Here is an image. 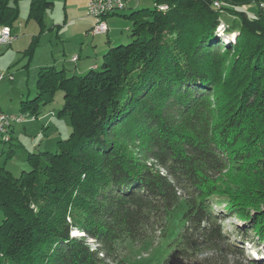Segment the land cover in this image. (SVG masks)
Segmentation results:
<instances>
[{
	"label": "trees",
	"instance_id": "trees-1",
	"mask_svg": "<svg viewBox=\"0 0 264 264\" xmlns=\"http://www.w3.org/2000/svg\"><path fill=\"white\" fill-rule=\"evenodd\" d=\"M20 1L0 0L12 31ZM29 1L43 31L54 3ZM263 1L155 0L96 68H41L22 114L39 118L62 92L71 133L29 153L19 177L0 169V264H125L126 242L166 236L181 202L163 264H264ZM223 14L233 41L218 37ZM229 179L238 192L219 186ZM233 215L248 221L226 227Z\"/></svg>",
	"mask_w": 264,
	"mask_h": 264
},
{
	"label": "rangeland",
	"instance_id": "rangeland-1",
	"mask_svg": "<svg viewBox=\"0 0 264 264\" xmlns=\"http://www.w3.org/2000/svg\"><path fill=\"white\" fill-rule=\"evenodd\" d=\"M54 2L52 12H46L45 17L48 31L53 26V22H59L60 26L51 31L50 35L38 38L37 44L31 49L33 37L38 32V24L29 21L27 28L22 32V41L18 44L0 47V66L5 74V79L0 83V109L11 116L22 114V95L25 100L34 99L36 97V83L38 79L39 69L37 66L45 63L49 52L52 50L60 55L63 49H73L78 47L80 40H84L81 45V62L88 61L100 63L102 57L108 48V41H112L113 45H126L130 42V29L132 22L127 18L133 10L138 9H154L155 0H139L129 5V8L118 12V15L107 17L109 32L107 34L92 36L91 31H81L83 23H79L78 18H86V0H49ZM264 2V1H263ZM25 8L28 9L25 13ZM29 0H22L19 3L20 20L26 23L29 13ZM256 3L249 4L245 10L253 15L258 11ZM67 19L66 25L63 24ZM233 18L229 14H223V26L219 28L218 37L220 40L232 41L236 39V33L232 35H224L223 31L228 28ZM88 23V22H87ZM93 25V23H92ZM89 26V24H85ZM91 26V24H90ZM57 30L59 32H57ZM30 33V37L28 36ZM32 33V34H31ZM34 33V34H33ZM59 33V37L57 34ZM27 34V35H26ZM53 40L52 42H50ZM80 47V46H79ZM69 56V55H68ZM67 57V56H66ZM73 64H67L68 75H72ZM55 101L47 106L41 116L36 121L32 118H26L25 124L15 127L16 131L13 139L7 142L0 140V169L5 168L15 177H19L22 172L30 171L28 164L29 153L58 151V142L69 138L71 133V123L68 117H60L59 111L63 107V94L58 92ZM32 116V115H31ZM35 145V146H34ZM237 179L226 180L221 186L225 191L231 194L238 192L241 186ZM240 186V187H239ZM184 204L175 208L169 218L166 236L158 234L151 235L145 241L138 244L126 242L125 250L121 254V259L125 264H163L166 257L171 253L172 242L179 237L183 228V212ZM252 210V208L250 209ZM2 212L0 211V223L2 222ZM248 220H238V216H231L225 222L226 227L235 224H246ZM82 235V234H80Z\"/></svg>",
	"mask_w": 264,
	"mask_h": 264
},
{
	"label": "built area",
	"instance_id": "built-area-1",
	"mask_svg": "<svg viewBox=\"0 0 264 264\" xmlns=\"http://www.w3.org/2000/svg\"><path fill=\"white\" fill-rule=\"evenodd\" d=\"M139 0H90L87 6V15L93 20V25L91 28V34L94 36L107 34L109 31V26L106 22V17L112 15H117L118 12L126 10L129 5L133 2H138ZM219 6V3H215ZM161 9H166L165 6H161ZM13 31L8 26H2L0 24V46L2 45H12L16 37L13 35ZM78 57L72 59L76 62ZM5 79V74L0 66V83ZM29 114H20L16 116H11L6 113L0 112V140L7 142L11 139V132L16 124H22L26 121ZM34 119L33 117H31ZM1 211V210H0Z\"/></svg>",
	"mask_w": 264,
	"mask_h": 264
},
{
	"label": "crops",
	"instance_id": "crops-1",
	"mask_svg": "<svg viewBox=\"0 0 264 264\" xmlns=\"http://www.w3.org/2000/svg\"><path fill=\"white\" fill-rule=\"evenodd\" d=\"M51 2H53V1H51ZM86 13H87V6H88V3L90 2V0H86ZM54 3V2H53ZM26 6H23V8H24V10H25V13H27V11H28V9L27 8H25ZM29 7H30V1H29ZM28 7V8H29ZM30 9V8H29ZM54 9V8H53ZM53 10H51V11H48V12H52ZM28 15H29V13H28ZM114 16V15H113ZM28 20V19H27ZM26 20V21H27ZM47 21L48 20H46V17H45V15H44V30L43 31H41V28H40V26L38 25V29L36 30L37 32H38V34H36L35 33V35H34V37H33V39L34 38H40L41 36H45V35H50L51 34V31H53L56 27H58V26H60V23L59 22H53V26L50 28V30L48 31L47 29H48V26H49V24H51V23H47ZM79 23H83V29H82V31H81V34H82V36H80V39L83 37V31L84 30H86V31H91V28H92V23H93V20L91 19V18H89L88 17V15L86 16V18L84 17V18H78V20H77ZM66 22H67V19L64 21V23L63 24H65L66 25ZM88 22V23H87ZM106 22H107V17H106ZM29 23V21H27L26 23H24V21L23 20H20V18H19V21H18V23L16 24V26H15V28H14V30H13V35H15V37H16V39H15V41L12 43V45H14V44H18L19 42H21L22 41V36H21V34H22V32L24 33V29L25 28H27V24ZM36 23V22H35ZM36 24H38V23H36ZM85 24L87 25V24H89V26H85ZM90 24H91V26H90ZM57 32H59L58 30H57ZM109 32V31H108ZM32 34V33H31ZM34 34V33H33ZM27 35V34H26ZM28 36L30 37V33H28ZM57 36L59 37V33L57 34ZM92 36H94V35H92ZM98 36V35H97ZM33 41V40H32ZM53 40H51L50 42H52ZM32 43V42H31ZM81 43V44H80ZM84 43V40H80V42H79V46L78 47H75V48H73V49H63L62 50V52H61V54L60 55H56L55 53H54V51H50L49 52V56L46 58V61H45V63H43V65L41 64H39L37 67L39 68L40 67V69H39V71L41 70V68H44V67H51V66H53V67H56V68H58V69H63V68H66V66H67V64H73V71H72V73H74V74H80V75H83V74H85V73H87L90 69H92V68H96L100 63H98L97 61L95 62V63H91V62H88V61H83V62H81V52L83 51V47L81 46L82 44ZM111 43L113 44V42L111 41ZM12 45H2V46H11L12 47ZM1 47V46H0ZM69 55V56H68ZM67 56V57H66ZM78 57V60L76 61V62H73L72 61V59L74 58V57ZM67 69V68H66ZM2 83V82H1ZM23 100H25V96L24 95H22V97H21V101H23ZM0 112H2V113H4L1 109H0ZM7 114V113H6ZM29 116H31V115H29ZM32 117V116H31ZM30 117V118H31ZM28 118V117H27ZM27 121V120H26ZM25 121V122H26ZM32 121H36L35 120V118L34 119H32ZM25 122L24 123H22V124H25ZM21 124H16V125H14V127H13V129H12V132H11V139H13V136H14V134H15V131H16V128L15 127H17V126H20ZM35 146V145H34Z\"/></svg>",
	"mask_w": 264,
	"mask_h": 264
},
{
	"label": "bare ground",
	"instance_id": "bare-ground-1",
	"mask_svg": "<svg viewBox=\"0 0 264 264\" xmlns=\"http://www.w3.org/2000/svg\"><path fill=\"white\" fill-rule=\"evenodd\" d=\"M79 233L78 232H73V235H78Z\"/></svg>",
	"mask_w": 264,
	"mask_h": 264
}]
</instances>
